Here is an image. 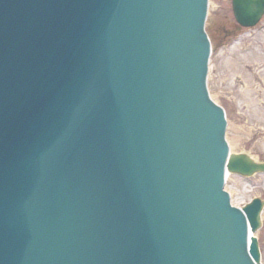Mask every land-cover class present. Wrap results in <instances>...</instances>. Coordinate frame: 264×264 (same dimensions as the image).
<instances>
[{
  "label": "water",
  "instance_id": "water-1",
  "mask_svg": "<svg viewBox=\"0 0 264 264\" xmlns=\"http://www.w3.org/2000/svg\"><path fill=\"white\" fill-rule=\"evenodd\" d=\"M208 0H0V264H256L209 97ZM254 26L264 0H232Z\"/></svg>",
  "mask_w": 264,
  "mask_h": 264
},
{
  "label": "rangeland",
  "instance_id": "rangeland-1",
  "mask_svg": "<svg viewBox=\"0 0 264 264\" xmlns=\"http://www.w3.org/2000/svg\"><path fill=\"white\" fill-rule=\"evenodd\" d=\"M206 29L212 42L207 85L226 111L230 150L264 161V15L256 26L241 27L231 0H210ZM225 189L239 207L255 197L264 200V173H228ZM261 217L256 236L264 264V207Z\"/></svg>",
  "mask_w": 264,
  "mask_h": 264
},
{
  "label": "bare ground",
  "instance_id": "bare-ground-1",
  "mask_svg": "<svg viewBox=\"0 0 264 264\" xmlns=\"http://www.w3.org/2000/svg\"><path fill=\"white\" fill-rule=\"evenodd\" d=\"M230 146H231V144H230ZM227 175H228V173H227ZM233 203V202H232Z\"/></svg>",
  "mask_w": 264,
  "mask_h": 264
}]
</instances>
